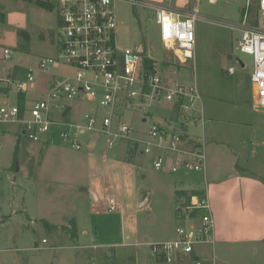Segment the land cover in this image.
<instances>
[{
	"label": "rangeland",
	"instance_id": "1",
	"mask_svg": "<svg viewBox=\"0 0 264 264\" xmlns=\"http://www.w3.org/2000/svg\"><path fill=\"white\" fill-rule=\"evenodd\" d=\"M150 1L198 9L201 19L195 25L194 58H180L169 51L152 11L135 9L127 1L114 5L118 45L122 49L142 45L146 52L154 51L160 66L169 63L165 75L172 82L197 85L206 115L204 130L215 133L208 151L214 153V149L221 158L218 178L207 176L213 216L218 211L223 219L227 213L235 222L227 227H255L261 230L254 232L264 236V110L253 106V57L241 52V33L227 26L241 22L246 13L252 15L257 0ZM0 5L6 9V21L0 23V52L8 48L13 51L12 62L23 59L26 63L58 54L60 26L53 11L40 7L36 0H0ZM20 35L29 43L27 51L19 47ZM8 66L0 63L2 69ZM232 67L235 75L228 74ZM48 79L46 73L37 74L39 83L29 94L30 105L45 96ZM71 105L77 109L71 116L75 120L89 112L106 114L96 103L73 101ZM135 115L132 127L142 132L152 122L163 120L157 114L145 124L142 114ZM19 131L15 125H0V264H87L89 258L100 259V252L110 255L109 264H166L157 262L145 243L169 234L164 225H178L175 207L183 199L177 190L204 187L202 172H158L152 156H131L122 142L108 149L106 136L89 145V136L81 135L83 148L75 151L58 137L52 144L32 142L24 136L19 141ZM111 197L117 201L118 212L103 211ZM146 199L147 207L140 208ZM92 205L100 207L97 213ZM74 218L79 221V234L72 238L61 229H70ZM44 221L60 229L48 231ZM85 231L90 232L89 237ZM35 243L43 249L29 250ZM99 244L105 248L94 246L90 253L84 249ZM250 246L264 249V241ZM195 247L202 252L209 249Z\"/></svg>",
	"mask_w": 264,
	"mask_h": 264
},
{
	"label": "built area",
	"instance_id": "2",
	"mask_svg": "<svg viewBox=\"0 0 264 264\" xmlns=\"http://www.w3.org/2000/svg\"><path fill=\"white\" fill-rule=\"evenodd\" d=\"M47 1L53 5L60 26L58 54L38 60L31 58L26 63L23 59L12 62L13 51L8 48L0 52V63L9 65L7 69L0 67V125L17 126L20 136L32 142L52 144L58 137L64 146L75 151L83 148L81 135L106 136L108 149L117 142L130 143L138 153L152 156L158 172L205 173L206 115L197 85L172 82L159 58L145 49L143 53L138 51L139 47L122 49L116 37L114 5L127 1L135 9L151 10L165 47L175 56L189 60L194 58L195 25L201 19L198 9L150 0ZM254 8L252 15L246 13L241 22L227 26L241 33L238 46L241 52L253 57V106L261 109L264 0H257ZM147 59L155 61L152 67L147 65ZM38 73L49 75L45 96L30 105L29 94L38 87ZM229 73H234L233 67ZM22 95L26 99L24 110L18 103ZM73 101L96 103L106 114L89 112L82 114L81 120H75L71 117L77 111L71 105ZM158 110L163 117L167 116L161 123L152 122L143 132L132 127L135 113L142 114L147 124L149 117L161 113ZM183 127L187 128L186 133ZM191 127H198L201 135L190 133ZM204 190L178 203L177 212L187 223L177 227L174 240L150 244L156 258L168 264L178 260L204 264L195 258V246L214 245L216 235L209 193ZM108 211H116L115 199L110 200Z\"/></svg>",
	"mask_w": 264,
	"mask_h": 264
},
{
	"label": "crops",
	"instance_id": "3",
	"mask_svg": "<svg viewBox=\"0 0 264 264\" xmlns=\"http://www.w3.org/2000/svg\"><path fill=\"white\" fill-rule=\"evenodd\" d=\"M241 66L244 67L242 64H241ZM7 68H5V69H7ZM235 73H236L235 70H234V73H232V74H230L228 71L229 75H235ZM159 115L162 116V119L163 118L165 119L167 117L166 115H165V117H163L164 114L162 112ZM194 128L199 129L198 127H191L190 133H193V135H196V136H200L201 135L200 130L195 132V131H193V130H195ZM204 132H205V130H204ZM206 132H205V139H206V151H207V155H208V161H207L206 172L203 173L205 176L204 187H202V184H200V185H197L199 188L195 186L194 188H191L188 191H184L183 188L178 189L177 194H178V192H184L186 194H189V193H192V192L198 191V190L200 192L205 191L204 189H208L207 176L209 174H211V175H214L215 178H218L217 176H219V174L222 171L221 170V158L217 156V152H215V150L213 149L214 153L216 154L215 155L210 149L208 151L209 139L213 140L215 133L212 130H209L208 133H206ZM211 145H213V144L211 143ZM125 149H126V147H125ZM216 151H218V150H216ZM95 195H96V200L98 202L99 196L96 193H95ZM185 198L186 197H181V199H183L184 201L186 200ZM111 199H115V198L111 197L107 201V209L104 210L103 209L104 207H102L104 212L107 211L108 213H112V212L108 211ZM144 202H145V200L140 204V208L147 207L148 203L144 207H142ZM115 203H116V212H118L120 210V208H119L116 200H115ZM177 205H178V203L176 204V206ZM99 208L100 207L97 205H94V206L92 205V207H91V209L94 211V213H97V210ZM175 209H176V207H175ZM176 214H177V219L174 218V221L176 223H178V225L176 227H174V225H168V224H166L168 226L164 225V227H168V228H164V229L169 234L163 235V238L159 241L150 240V242L145 243V245L147 247L150 248V244H152V243L169 242L170 240H174L176 238V236H177L176 233H177V229H178L177 227L182 226V225H186V223H187L186 219L184 217H182V215L179 212H177V209H176ZM74 219H76V218H74ZM214 220H215V227H216L215 244L214 245L207 244L206 248L208 247L209 249L205 250V252H202V250H200V251L197 250L195 252V258H199L200 260L203 261L204 264H255V263L264 264V249L258 248L256 250L255 247L252 248L250 246V245L260 244V243H262V241H264V236L262 235L261 232H259V233L254 232V231H260L261 229L255 228V227L245 226V227L238 228L237 230H235L233 228L227 227L230 224H235V222L232 221L231 219H229L227 213L224 216V218L222 219V216H221V214H219L218 211H217L216 215H214ZM76 223H77V226H79V221L77 219H76ZM254 233L257 234L258 237H256L254 235ZM83 234H85L87 237L90 236L89 231H85ZM235 234L240 236V237H243V238L239 239L238 237L234 236ZM56 236L58 237L57 234H56ZM94 246L97 248L98 247L99 248H105L104 247L105 245L99 244V245H93V246L86 245V246H84V249L87 250V253H88L89 251L94 249ZM42 249H43V247L39 246L38 243H35V245L32 248H30L29 250L36 251V250H42ZM150 251L152 254L151 248H150ZM100 254L102 255V257L100 259H98L97 261H94V260H91L89 258L87 264H109L110 255H108L104 252H100ZM153 257L156 259L157 262L166 263L164 261L159 260L154 255H153ZM187 262L189 263V261H187V260H178V261H175V262H172L169 264H186ZM166 264H168V263H166Z\"/></svg>",
	"mask_w": 264,
	"mask_h": 264
},
{
	"label": "trees",
	"instance_id": "4",
	"mask_svg": "<svg viewBox=\"0 0 264 264\" xmlns=\"http://www.w3.org/2000/svg\"><path fill=\"white\" fill-rule=\"evenodd\" d=\"M36 3H38V5L40 7L46 9L47 11H53V5L51 3H49L47 0H36ZM255 10L256 9L254 8L253 11H255ZM5 21H6V9H5L4 6L0 5V23H5ZM51 35L53 36V33H51ZM18 42H19V47H20V49L23 52L28 50L29 43L27 42V40L24 37H22L20 35V39H18ZM154 62L155 61L153 59H147V65L149 67H152V65L154 64ZM168 66H169V63L168 62H164L162 64V69L163 70H166ZM14 75H16V73H14ZM18 99H19L18 103H19V106H20L21 110H24L25 105H26L25 96L22 95ZM186 132H187V128L186 127H183V133H186ZM18 137H20L19 138V141H21V138L22 137L21 136H18ZM99 138H101V137H99V136H97L95 134L90 135L89 136V145L90 144H94L97 141V139H99ZM124 144H126V143H124ZM125 146H126V149L125 150H126V153L127 154L130 153L131 156H134L135 154H140V153H138V151L135 148H132L131 147L130 143L126 144ZM18 149H19V144H17L16 153L18 152ZM15 157H16V160H15V163H16L18 161V156L16 155ZM198 193H200V191L199 192L198 191H194V192L189 193V194H186L184 192H178L177 195L180 198L181 197H186L187 198L191 194H198ZM70 223H71L70 225L72 226L70 229L68 227H62L61 230L67 231V233H69L72 238L77 237L78 234H79V231L77 229L76 219H73ZM44 226H45V228L48 231H52V232H57L60 229L59 226H57V225H51L47 221H44Z\"/></svg>",
	"mask_w": 264,
	"mask_h": 264
},
{
	"label": "water",
	"instance_id": "5",
	"mask_svg": "<svg viewBox=\"0 0 264 264\" xmlns=\"http://www.w3.org/2000/svg\"><path fill=\"white\" fill-rule=\"evenodd\" d=\"M138 51L140 53H143L144 52V47L142 45H140L139 48H138ZM149 53H150L151 56L159 58V56L157 54H155L154 51H150ZM230 59H233V57L231 56ZM236 60L244 66V63L241 61V59H236ZM259 110H264V107H261V109H259ZM147 203H148V199L145 200V202L143 203L142 207H144Z\"/></svg>",
	"mask_w": 264,
	"mask_h": 264
}]
</instances>
